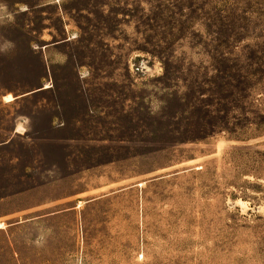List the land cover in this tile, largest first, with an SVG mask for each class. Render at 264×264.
Wrapping results in <instances>:
<instances>
[{"label": "rangeland", "instance_id": "obj_1", "mask_svg": "<svg viewBox=\"0 0 264 264\" xmlns=\"http://www.w3.org/2000/svg\"><path fill=\"white\" fill-rule=\"evenodd\" d=\"M0 8V264H264V0Z\"/></svg>", "mask_w": 264, "mask_h": 264}, {"label": "crops", "instance_id": "obj_2", "mask_svg": "<svg viewBox=\"0 0 264 264\" xmlns=\"http://www.w3.org/2000/svg\"><path fill=\"white\" fill-rule=\"evenodd\" d=\"M0 10H1V8H0ZM47 47H50V46H47ZM18 99V97L17 96H15V99L13 100V101H16ZM13 101H10V102H13ZM10 102H8V103H10ZM1 223V222H0ZM10 242H11V244L14 242V240L11 238V240H10Z\"/></svg>", "mask_w": 264, "mask_h": 264}, {"label": "snow or ice", "instance_id": "obj_3", "mask_svg": "<svg viewBox=\"0 0 264 264\" xmlns=\"http://www.w3.org/2000/svg\"><path fill=\"white\" fill-rule=\"evenodd\" d=\"M9 99H11V97H9Z\"/></svg>", "mask_w": 264, "mask_h": 264}, {"label": "bare ground", "instance_id": "obj_4", "mask_svg": "<svg viewBox=\"0 0 264 264\" xmlns=\"http://www.w3.org/2000/svg\"><path fill=\"white\" fill-rule=\"evenodd\" d=\"M9 98V97H8ZM25 130V129H24Z\"/></svg>", "mask_w": 264, "mask_h": 264}]
</instances>
